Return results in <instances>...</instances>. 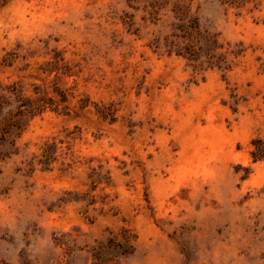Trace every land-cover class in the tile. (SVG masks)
I'll return each instance as SVG.
<instances>
[{
    "label": "rangeland",
    "instance_id": "1",
    "mask_svg": "<svg viewBox=\"0 0 264 264\" xmlns=\"http://www.w3.org/2000/svg\"><path fill=\"white\" fill-rule=\"evenodd\" d=\"M256 138L264 0H0V264H264Z\"/></svg>",
    "mask_w": 264,
    "mask_h": 264
},
{
    "label": "trees",
    "instance_id": "2",
    "mask_svg": "<svg viewBox=\"0 0 264 264\" xmlns=\"http://www.w3.org/2000/svg\"><path fill=\"white\" fill-rule=\"evenodd\" d=\"M175 28L178 33H173L175 37H179L182 41H186L185 52L189 53L193 60L198 58H204L210 66H217L223 69L229 68V64L226 62V54L229 52V42L227 47L220 42L215 34H212L206 30L200 31L196 17H193L189 24L178 23ZM224 49V50H222ZM234 55H239L240 50L231 51ZM47 105L44 104H29L25 108L30 116H34L41 113ZM50 106V105H49ZM86 106V103H82L81 107ZM253 148L250 151V155L253 162L264 159V141L260 138L253 139L251 141ZM54 147L55 143L46 144L43 148L42 158L38 159L39 163L47 164L51 157L49 148Z\"/></svg>",
    "mask_w": 264,
    "mask_h": 264
}]
</instances>
